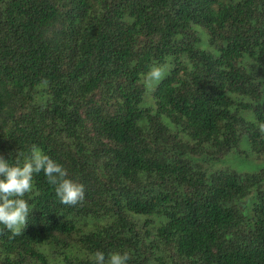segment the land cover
Instances as JSON below:
<instances>
[{"label":"trees","instance_id":"16d2710c","mask_svg":"<svg viewBox=\"0 0 264 264\" xmlns=\"http://www.w3.org/2000/svg\"><path fill=\"white\" fill-rule=\"evenodd\" d=\"M33 146L84 199L34 174L0 264H264V0H0V155Z\"/></svg>","mask_w":264,"mask_h":264},{"label":"clouds","instance_id":"9594fccd","mask_svg":"<svg viewBox=\"0 0 264 264\" xmlns=\"http://www.w3.org/2000/svg\"><path fill=\"white\" fill-rule=\"evenodd\" d=\"M165 71L164 66L153 65L143 76L144 86L151 89ZM43 172L49 184L54 188L56 197L64 205H76L84 199V185L68 177L67 170L56 160L33 146L21 163H10L0 155V225L18 236L28 222L30 207L23 199L33 187L34 174ZM93 264H128L127 252H112L107 255L97 250L93 254Z\"/></svg>","mask_w":264,"mask_h":264},{"label":"rangeland","instance_id":"374dc122","mask_svg":"<svg viewBox=\"0 0 264 264\" xmlns=\"http://www.w3.org/2000/svg\"><path fill=\"white\" fill-rule=\"evenodd\" d=\"M254 162V161H253ZM240 159L237 156H231L225 159H222V161H218L216 163V168H230L231 170H238L242 173L249 171V168L243 167L241 164Z\"/></svg>","mask_w":264,"mask_h":264}]
</instances>
